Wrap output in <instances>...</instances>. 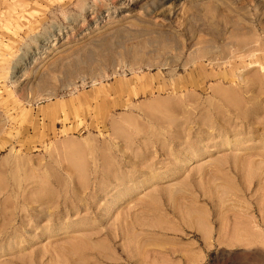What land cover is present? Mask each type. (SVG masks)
<instances>
[{"label": "rangeland", "instance_id": "rangeland-1", "mask_svg": "<svg viewBox=\"0 0 264 264\" xmlns=\"http://www.w3.org/2000/svg\"><path fill=\"white\" fill-rule=\"evenodd\" d=\"M82 260L264 264V0H0V264Z\"/></svg>", "mask_w": 264, "mask_h": 264}, {"label": "bare ground", "instance_id": "bare-ground-1", "mask_svg": "<svg viewBox=\"0 0 264 264\" xmlns=\"http://www.w3.org/2000/svg\"><path fill=\"white\" fill-rule=\"evenodd\" d=\"M62 1H63V0H62ZM83 7H84V6H83ZM16 13H17V12H16ZM241 114H242V113H241ZM250 114H251V113H250ZM239 115H240V114H239ZM247 115H248V114H247ZM247 115H246V117H247ZM237 116H238V115H237ZM239 117H241V116H239ZM247 120H248V122H249V119H248V118H247ZM245 122H246V120H245ZM253 122H254V121H253ZM246 123H247V122H246ZM249 123H251V122H249ZM254 123H256V122H254ZM254 123H253V124H254ZM237 125L239 126L238 123H237ZM245 125H246V124H245ZM245 125H244V126H245ZM254 125H255V124H254ZM224 127H225V126H224ZM241 127H242V126H241ZM252 127H253V126H252ZM256 127H257V126H255V130L257 129ZM225 128H227V127H225ZM244 128H245V127H244ZM247 128H248V126H247ZM223 129H224V128H223ZM228 129H229V128H228ZM228 129H227V130H228ZM241 130H242V129H241ZM246 130H247V129H246ZM249 130H250V129H249ZM249 130H247V131H249ZM255 130L253 129V131H255ZM224 131H225V130H224ZM247 131H246V132H247ZM238 132H240V131H238ZM242 132H243V130H242ZM244 132H245V131H244ZM238 134H240V133H238ZM240 140H242V139H240ZM238 141H239V139H238ZM229 142H230V141H229ZM230 143H231V142H230ZM240 143H241V142H240ZM68 201H69V200H68ZM64 202H66V204H67V201H63V203H64ZM69 204H70V202H69ZM60 205H61V204H60ZM62 205H63V204H62ZM64 206H65V204H64ZM64 206H63V207H64ZM63 207H62V208H63ZM70 207H71V205H70ZM70 207H69V208H70ZM67 208H68V207H66L64 210H67ZM70 209H72V208H70ZM64 210H63V211L61 210V211H62L63 213H66V211L64 212ZM68 210H69V209H68ZM49 211H50V210H49ZM49 211H46V212H48V214H49V213H51V212H49ZM69 211H70V210H69ZM71 211H72V210H71ZM58 212H59V211H58ZM67 212H68V211H67ZM52 213H53V212H52ZM68 213H69V212H68ZM46 214H47V213H46ZM69 214H71V213H69ZM80 218H81V217H80ZM77 219H78V218H77ZM75 220H76V219H75ZM78 220H79V219H78ZM84 220H85V218H84ZM71 221H72V220H71ZM80 221H81V220H80ZM82 221H83V219H82ZM73 222H74V220L72 221V223H73ZM76 222H78V221H76ZM79 223H80V222H79ZM70 224H71V223H70ZM76 224H78V223H76ZM68 225H69V223H68ZM67 227H68V226H67ZM5 234H6V233H5ZM8 235H9V234H8ZM80 260H81V259H80ZM56 261H57V260H56ZM72 261H73V260H72ZM72 261H71V264H73ZM83 261H85V260H82V264L84 263ZM84 264H85V263H84Z\"/></svg>", "mask_w": 264, "mask_h": 264}]
</instances>
